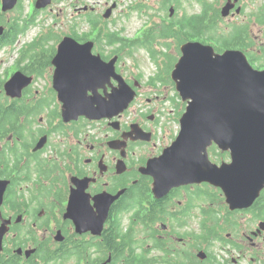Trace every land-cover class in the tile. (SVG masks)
<instances>
[{"label":"flooded vegetation","instance_id":"af4514ba","mask_svg":"<svg viewBox=\"0 0 264 264\" xmlns=\"http://www.w3.org/2000/svg\"><path fill=\"white\" fill-rule=\"evenodd\" d=\"M48 1L37 9V0H17L3 11L0 0V54L6 55L0 56V264H264V184L259 191L256 172L245 192L237 178L216 177L211 169L230 164V150L215 142L205 150L176 149V161H195L180 171L207 176L155 189L156 158L183 140L169 68L159 63L163 72L147 79L145 94L142 77L123 76L136 92L132 103L141 106L136 116L129 109L92 118L77 111L79 100L94 107L110 102L117 79L106 65L91 70L94 86L77 94L55 83L57 45L66 37L92 41V54L115 60L123 75L115 51L130 55L134 46H117L108 26L123 0H96L101 9L84 3L98 12L84 33L52 30L25 41L36 14L49 15L63 3L72 9L80 0ZM182 1L131 0L119 16L133 12L142 20L133 38L142 37L144 50L152 36L155 46L173 51L183 34L219 53L240 51L264 71V0H198L197 12L180 14ZM142 99L155 104L144 109ZM156 101L169 102V111ZM162 117L175 121V129Z\"/></svg>","mask_w":264,"mask_h":264},{"label":"water","instance_id":"95a60500","mask_svg":"<svg viewBox=\"0 0 264 264\" xmlns=\"http://www.w3.org/2000/svg\"><path fill=\"white\" fill-rule=\"evenodd\" d=\"M15 2L3 0L2 7L10 9ZM59 48L61 50L55 58L58 64L55 83L73 94H77L80 88H92L97 77L91 74V69L99 70L100 64H105L89 57L88 44H77L71 38H65ZM180 50L181 56L171 77L182 98L190 100L180 119L179 141L183 140L173 142L156 158L153 173L155 189H169L182 182L184 177L194 176L191 170L179 171V177H174V166L191 162L176 161V149L205 150L212 141L222 143L223 149H229L232 159L225 167L211 166L214 176L237 178V184H242L247 192L251 190L252 178L257 172L261 186L264 182V71L253 70L240 52L216 54L212 47L199 42H187ZM123 86L125 84L120 79L108 110L91 109H104L107 112L99 115L109 113L107 116L124 109L132 96L121 100L127 93Z\"/></svg>","mask_w":264,"mask_h":264},{"label":"rangeland","instance_id":"374dc122","mask_svg":"<svg viewBox=\"0 0 264 264\" xmlns=\"http://www.w3.org/2000/svg\"><path fill=\"white\" fill-rule=\"evenodd\" d=\"M72 0H68V2H70ZM131 0H123L120 7L116 9L115 12V24L113 25V21H110L109 23V27L110 29L114 30L115 33L114 35H116V37L119 39L117 46L121 45V44H127V43H131L133 41V37L135 36L136 30L138 29V27L140 26V24L142 23V20H138V18L136 17V15L131 12V15L127 18L123 15L119 16V13L121 12V9H127V4H129ZM203 1H207V0H203ZM96 0H80L78 1V3H76V6L73 7L72 9L70 7H68L67 9H65L66 4L63 3L61 5H54L52 7V10L50 12L49 15H44L41 14L42 17L45 16V19H41V15H37L36 18V23L34 25V27H29L27 32H26V37H25V41L28 42V38L31 40L32 37L36 36V34L40 33V31H44L46 30V32H48L49 35H52V30H66V29H75L78 30L81 33L86 32V30L88 29V23L89 21H94L91 17L92 16H96V13H98L95 9L94 11H90V10H86L88 7L84 6V3H87L89 5H93L96 8H100L99 6L100 3H98L97 5H95ZM84 6V7H83ZM180 10H178V13L181 14V11H184V13H193V12H197L198 9L200 8V6H202V4L196 0L195 2H191V1H182L180 3ZM58 7H62L63 8V12H58ZM80 8H84V10H79ZM13 8V7H12ZM11 9V8H10ZM78 9V10H77ZM80 11V12H77ZM56 13H59L57 16L54 15ZM177 14V12H174V16ZM242 19L241 18H235L233 19V23H241ZM56 23V24H55ZM221 29H225L226 27L223 25L219 26ZM183 33H185V31L182 28H179ZM59 35V33L57 34V36ZM259 36V34L256 33V31L254 30L253 32V36ZM257 40L258 43H260L261 41H263V38H258L255 39ZM176 40H174V47L176 46ZM179 44V42H178ZM163 48L161 45H157L155 46V50L158 53L156 55V58L158 57L159 53H161L163 51ZM119 52V51H117ZM178 53L177 51L174 52L173 51H168L167 54H163L162 59H161V63L163 65V67L169 68L170 66H173L175 61L178 58ZM1 57L6 56L5 54H0ZM122 59L123 61L120 63L121 66V73L123 74L122 76L124 77H142L141 78V82L143 84V88L142 89V93L145 94L149 91H147V89L145 88L146 86V82L148 78L154 77L156 72H157V60H153L150 56V54L142 49H135L131 52V54H123L122 55ZM10 62H12V60H9ZM137 65L139 68H137ZM133 66H135L134 68H132ZM120 74V73H119ZM123 77V78H124ZM156 91V90H153ZM172 93V92H171ZM175 94V91H174ZM132 96V101L134 100V96L133 94H129L127 97H131ZM83 99V98H82ZM132 101L129 103L128 107L126 109H129L130 111L134 110L135 111V116L140 114V110L139 108H141V106L139 105L138 101L132 103ZM157 105H159L161 107V110H163L164 112H168L169 111V106H171V104L169 102H166L165 104L160 103V101H156ZM132 103V104H131ZM142 104L144 105V109H148L149 107H152L154 103H148L146 101H144L142 99ZM79 106L77 107L78 110H85L87 111L90 115H99L100 113H105L107 112L106 110L109 109V106H103L102 108H105L106 110L102 109L100 111H95L91 109V104H89V102H87L86 100H80ZM82 106H87L88 108H82ZM185 109V105L183 104V102L181 101V99L179 98V96L174 95V116L178 115L181 111H183ZM161 122L168 126L169 129L172 131L173 129H175V123L172 122H166L165 118H161ZM194 176H189L190 178H195L197 176H207V175H200L198 173H193Z\"/></svg>","mask_w":264,"mask_h":264},{"label":"bare ground","instance_id":"6f19581e","mask_svg":"<svg viewBox=\"0 0 264 264\" xmlns=\"http://www.w3.org/2000/svg\"><path fill=\"white\" fill-rule=\"evenodd\" d=\"M185 154L187 155V153H185ZM187 156H188V155H187ZM193 164H195V161H191V162L188 163L187 165L182 164V165H176V166H174V175H175L176 173H178L182 168H185V167L191 166V165H193ZM205 170L208 171V168L205 167ZM153 171L155 172V167L153 168Z\"/></svg>","mask_w":264,"mask_h":264},{"label":"trees","instance_id":"16d2710c","mask_svg":"<svg viewBox=\"0 0 264 264\" xmlns=\"http://www.w3.org/2000/svg\"><path fill=\"white\" fill-rule=\"evenodd\" d=\"M146 39H147V37H146ZM154 50H152V57H154V60H156V56L154 55Z\"/></svg>","mask_w":264,"mask_h":264}]
</instances>
